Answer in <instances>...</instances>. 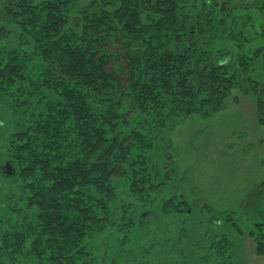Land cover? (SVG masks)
Instances as JSON below:
<instances>
[{
	"label": "trees",
	"instance_id": "16d2710c",
	"mask_svg": "<svg viewBox=\"0 0 264 264\" xmlns=\"http://www.w3.org/2000/svg\"><path fill=\"white\" fill-rule=\"evenodd\" d=\"M13 1L14 24L32 48L28 52L19 44L0 50V99H6L7 107L18 115L8 133L13 155L5 161L13 171L2 173L7 180L19 175L27 206L10 209L7 219H1L0 264H91L88 238L103 230L107 189L125 182L136 199L144 202L154 196V179L147 167L148 135L156 125L159 132L165 131L163 109L177 106L182 82L190 79L185 75L194 73L193 65H201L193 54L207 48L195 45L192 52L190 44L175 46L181 31L199 36L204 33L202 25L210 31L219 27L210 18L200 20L195 12L189 15L191 20L186 17L192 23L189 27L177 24L178 5L187 0H89L81 7L75 0ZM214 1L227 26V6L247 0ZM223 34L209 36L220 51L225 48L218 41L230 49L234 44L220 39ZM34 56L38 61L30 69ZM214 63L211 77L217 81L226 61ZM135 86L138 100L149 108L137 111L136 117L146 112L135 117L143 125L126 130L131 142L118 159L124 147L119 144L122 129L116 132L112 124L119 110L114 97L134 98ZM185 100L192 103L194 97L189 93ZM197 102L200 106L203 98ZM255 105L264 125V95L257 96ZM128 154L134 155L132 163L124 161ZM185 206L179 202L178 208L182 211ZM255 227L259 236L250 235L261 255L264 234L259 224ZM115 229L112 234L118 235L119 226Z\"/></svg>",
	"mask_w": 264,
	"mask_h": 264
},
{
	"label": "rangeland",
	"instance_id": "374dc122",
	"mask_svg": "<svg viewBox=\"0 0 264 264\" xmlns=\"http://www.w3.org/2000/svg\"><path fill=\"white\" fill-rule=\"evenodd\" d=\"M87 1L75 0L79 7ZM187 1L178 5L177 24L189 27L195 12L200 20L210 18L220 29L212 26L210 31L208 25H202L204 33L197 36L177 28L182 36L175 46L190 44L193 52V46L199 49L203 45L208 51H195L193 60L201 65H193L194 73L185 75L190 79L182 82L177 106L163 109L165 131L159 132L156 125L148 135L153 198L144 202L134 198L125 182L107 189L103 230L88 238L91 264H264V254L256 253L252 239L259 236L256 224L264 234V125L255 105L257 96L264 95V0L231 2L227 26L214 0ZM14 6L13 0H0V50H13L21 44L31 52V41L19 36L14 24ZM71 18L75 19L73 12ZM200 20L197 22L202 23ZM219 33L223 34L220 39L234 41L233 48L218 41L225 49H216L209 36ZM256 48L260 49L258 55L254 54ZM35 58L28 68L34 69ZM217 60L226 63L214 81L211 72ZM22 76H26L24 68ZM189 93L194 97L192 103L185 102ZM133 95L123 94L124 100L114 97L119 110L112 124L116 132L122 129L119 144L124 147L118 159L131 142L126 130L143 125L136 118L146 112L136 117L137 111L149 108L138 100L136 86ZM7 106L6 99H0V166L13 155L8 133L18 118ZM133 158L128 154L124 161L133 162ZM2 171L0 168V220H6L10 209L25 208L27 203L19 175L7 180ZM120 176L121 169L114 178ZM121 178L123 181L124 176ZM179 202L186 203L182 211ZM4 220L0 221V239ZM117 226L120 233L114 235Z\"/></svg>",
	"mask_w": 264,
	"mask_h": 264
},
{
	"label": "water",
	"instance_id": "95a60500",
	"mask_svg": "<svg viewBox=\"0 0 264 264\" xmlns=\"http://www.w3.org/2000/svg\"><path fill=\"white\" fill-rule=\"evenodd\" d=\"M0 168L4 171V172H6V175H8V174H11L12 173V167L9 165V163H7V162H5V164L4 165H2V166H0Z\"/></svg>",
	"mask_w": 264,
	"mask_h": 264
}]
</instances>
